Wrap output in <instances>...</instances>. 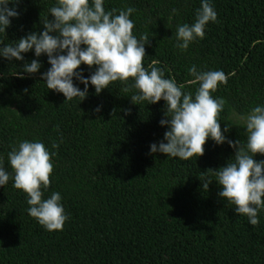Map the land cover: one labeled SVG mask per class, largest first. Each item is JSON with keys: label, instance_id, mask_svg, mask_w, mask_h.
<instances>
[{"label": "trees", "instance_id": "1", "mask_svg": "<svg viewBox=\"0 0 264 264\" xmlns=\"http://www.w3.org/2000/svg\"><path fill=\"white\" fill-rule=\"evenodd\" d=\"M51 3L22 0L20 16L0 38L8 42L40 31ZM128 6L136 9L130 17L134 34L149 39L145 67L164 68L179 84L191 79L192 64L224 71L227 83L213 93L227 102L218 117L222 130L233 108L264 104V0H213L217 22L186 51L174 46L175 26L192 22L200 0H106L105 5ZM173 8L178 14L169 19ZM24 57L0 58V156L7 168L10 145L42 140L56 153L44 195L59 191L70 215L62 230H45L27 214L26 194L10 179L0 186V264H264V210L252 226L217 195L215 181L207 191L201 188V180L211 177L209 169L233 155L227 143L208 140L203 155L189 161L150 155L149 144L166 130L158 123L163 100L134 105L132 93L117 81L98 95L89 85L85 99L65 101L40 80L49 67L46 56L38 58L42 67L36 74L14 75L35 58L31 51ZM80 68L85 76L91 71ZM97 106L101 111L94 112ZM226 135L243 140L244 131L233 126ZM53 143L58 147L52 149Z\"/></svg>", "mask_w": 264, "mask_h": 264}, {"label": "clouds", "instance_id": "2", "mask_svg": "<svg viewBox=\"0 0 264 264\" xmlns=\"http://www.w3.org/2000/svg\"><path fill=\"white\" fill-rule=\"evenodd\" d=\"M21 3L22 0H0V34L4 37L12 19L20 16ZM105 5L106 0H52L46 16L40 20V31L27 32L8 42L0 38V58L24 61V54L31 51L35 58L25 61L22 70L14 74L25 78L41 69L38 58L46 56L49 67L40 72V80L48 90L61 93L65 101H82L88 95L89 85L98 95L117 81L125 85V92L132 93L130 102L134 105L163 100V117L158 123L166 130L162 139L149 144V154L189 161L203 155L208 140L216 145L227 143L233 155L224 165L209 169L211 177L200 179L201 188L207 191L215 181L219 187L217 195L233 205L238 216H245L252 226L257 225L258 214L264 210V159L256 158L257 154L264 156V104H256L247 111L233 108L230 122H225L222 130L218 117L227 102L213 93L227 83L224 71L192 64L187 69L191 79L179 84L174 77L165 75L164 68L151 64L145 67V45L149 39L144 34H134L130 17L136 9H109ZM177 14L178 9L173 8L169 19ZM215 22L213 0H200L192 22L176 24L174 46L188 50L191 43L204 38L207 25ZM81 65L91 70L87 76ZM93 111H101L100 106ZM233 126L243 129V140L228 138L226 134ZM50 147L58 145L53 143ZM55 155L42 140L33 138L10 145L7 168L0 156V186L11 179L12 187L26 194L27 214L47 231L62 230L70 215L59 191L44 195L51 183Z\"/></svg>", "mask_w": 264, "mask_h": 264}]
</instances>
